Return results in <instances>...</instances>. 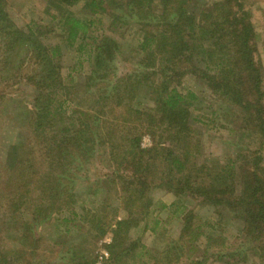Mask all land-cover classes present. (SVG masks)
Wrapping results in <instances>:
<instances>
[{
    "label": "trees",
    "instance_id": "obj_1",
    "mask_svg": "<svg viewBox=\"0 0 264 264\" xmlns=\"http://www.w3.org/2000/svg\"><path fill=\"white\" fill-rule=\"evenodd\" d=\"M9 1L0 0V92L9 86L11 96H15L16 86L25 85L32 98L30 108L19 105L16 113L18 118H25L30 133L24 142L16 144L13 163L5 165L1 206L5 207L7 200L13 203L10 209H15L25 204L30 193L39 192L42 199L35 225L67 212V218L59 219L60 226L71 234L72 227H81H69V222L84 215L81 219L91 225L88 233L96 232V242L112 223L105 220L101 210L76 213L80 198H74L79 195V169L96 155L105 156L114 168V177L120 170L129 174V181L120 190L125 216L117 221L108 246L110 264H128L131 260L127 257L135 256L140 257L139 264L146 256V264L150 259L152 264L179 262L178 249L186 238H179L175 246L154 247L156 254L131 238L142 224L145 231L160 235L163 219L151 217L157 210L152 209L156 188L177 199L170 206L162 204L160 212L181 213V233L194 239L204 234L189 233L195 215L182 203L181 196L187 194L215 208L220 222L231 218L241 222L244 229L238 255L245 250L258 264H264L263 158L239 155L226 165L213 167L199 163L192 109L200 97L178 88L184 77L198 78L218 100L240 108L242 126L251 131L254 128V134L264 142V80L255 57L252 13L245 4L240 0H44L48 19L21 26L10 20ZM202 2L206 5L200 15L192 14L191 7ZM97 24L109 34H99L96 29L89 33ZM134 25L140 30L139 42L123 49L119 39ZM48 35H56L61 41L44 43L43 37ZM77 44L80 53H90L91 68L83 75L84 64L79 63L69 68V79H65L62 58ZM125 55L131 67L120 75L117 60ZM6 96L0 93L2 105ZM219 110L223 111L222 105ZM142 125L155 140L149 149L141 147ZM252 160L253 171L245 173ZM239 169L245 173L241 191L234 184L235 180L238 184ZM33 226L19 237L25 253L13 252L8 237L0 235V264H96L94 252L83 244L71 251L75 246L62 241L64 231L59 229V243L48 247L51 256L56 254L57 258L51 260L43 249L41 232ZM233 256L228 252L219 260Z\"/></svg>",
    "mask_w": 264,
    "mask_h": 264
},
{
    "label": "rangeland",
    "instance_id": "obj_2",
    "mask_svg": "<svg viewBox=\"0 0 264 264\" xmlns=\"http://www.w3.org/2000/svg\"><path fill=\"white\" fill-rule=\"evenodd\" d=\"M214 1L216 0H210L208 3ZM240 2L245 4L246 9L250 10L252 13L251 22L255 30V38L253 41L256 50L255 57L262 66L261 74L264 80V0H240ZM205 5L206 4L202 2L199 6L191 7L192 14L197 16L200 15ZM156 6L159 7L157 9H160L158 4ZM46 7V2L44 0H10L8 7L10 20L23 26L31 20L40 21L41 18L48 19ZM95 29L99 34H109L107 28H104L101 24H97L96 28H91L89 33L95 31ZM48 36L49 38L43 37L44 43L48 44L50 39H52L53 42L61 41L56 35ZM139 38L140 30L134 25L127 30L124 37L119 39V41L123 49H125L127 45H129V47L137 45ZM88 53H80L78 44L67 49L62 58V70L65 79H69V68L79 66V63L84 64L83 75L88 73L91 68L90 65H88V61H91ZM134 55H138L137 51ZM126 56L127 55L122 56V58L117 60L118 73L120 75H124L131 67V62L124 60ZM90 57L92 58V56ZM196 60L201 62L197 58ZM201 65L205 67V64ZM11 67L13 68L12 65ZM262 87L264 90V83ZM4 88L5 89L0 92L1 94L5 93L7 95L4 104L2 105L0 103V182L6 177L4 173L6 163H13L11 159L15 158V154H17V150L15 149L16 144L18 142H24L30 133V129L27 128L26 123H24L25 118H18L16 113L20 111L19 105L30 108L29 102L32 98L30 90H28L25 85L18 84L16 86L17 94L15 96H11L10 94L12 88L9 86ZM178 88L185 94L187 92L186 90L194 91L200 97L199 101H195L196 106L192 109L194 118L192 125L196 132V137L194 139L196 145L195 151H197L196 155L199 158V163L207 164L208 167L226 165L229 160L236 159L240 155V157L242 156L243 158L247 156L261 157V159L263 158L262 165H264L263 139L254 134V128H252L253 130L251 131L249 128H244L242 126L240 108L231 107L226 101L218 100L220 98L214 97L210 89H208L201 80L191 75L184 77ZM11 100H14V102ZM20 101L26 103L19 104ZM153 104L154 102L149 105L152 107ZM143 105L141 106L144 108L145 106ZM149 105H147V107ZM219 105L223 107L222 112H220V110L217 111ZM245 117L248 118L249 116L246 115ZM139 131L140 135H142L141 147L144 149L153 147L155 145V140L151 132L147 130V127L145 126L144 128L142 125ZM158 133L170 142V139L165 137L164 133L160 131H158ZM158 137L160 138V135H158ZM254 164L255 162L252 160L250 167L246 168L248 171L245 173L249 171L252 172ZM113 173L114 168H111L105 156L102 158V156L98 155L85 164L82 169H79V178L76 182V186L79 188V195L74 199H80L76 200V213L83 215L87 213V210H101L100 213H103L105 220L112 223L107 232L96 242L94 239L98 237L96 236V232L93 231L88 233L91 225L87 222H83V219H81L84 215L79 216L75 222H69V227H71V225H78L81 227V229L72 227L71 229L73 231L71 234L65 233L64 226H60L59 219L67 218V216L70 215L67 212H65L64 215H55L54 218H51L47 223L39 225L40 227L35 225L34 218L35 214H37L36 210L37 207L41 205L42 199V194H39V192L30 193L28 198H25L26 201L24 205L19 204L12 210L10 209V204H13L11 201L6 200V204H4L6 205L5 207L0 204L1 237H8L7 241H9V245H11L10 249L13 252L19 251L20 253H25V248L19 243V237L22 233L24 234L26 232L28 227L34 225V230L41 232V236L44 240L43 249L47 252L46 255H49L51 260H56V254L51 256L50 248L48 247L59 243V233L57 232V229H59L64 231L63 237L65 240L62 241L64 243L69 242L71 246H75L71 251H76L75 248L83 244L82 246L94 252L97 259L96 264H110L109 261H111L112 255L110 254L108 246L113 242V230L116 228L117 221H120L125 216V211L122 209L124 198L123 200L120 199V190L123 188L121 185L129 181L128 171L120 170L117 172L118 174L116 177H114ZM245 173L241 169L238 170L239 177H237V182L239 185L236 184V180L234 181L238 191H241V186L244 184L243 177ZM124 176L125 179L121 181ZM6 191L7 189L4 190V193L8 195V191ZM181 198L183 205L195 215L194 225H190L189 233L191 234L193 232V236H196L197 233L201 231L204 233L202 237L194 239L188 237L183 232L181 233V229L184 226L181 213L178 212L174 214L171 212L165 215V213L160 212L162 204L170 206L174 202L176 203L177 199L172 193H169L165 189L156 188L152 192V200L154 199L155 202L152 209L157 210L153 211L154 214L151 217L152 219L156 217L163 219V223L159 224L160 227L162 226L159 229L161 233L159 236H156L157 234L154 235L150 231H145V225L142 224L141 227L134 229V232L131 233L132 240L137 242L138 245H140V243L141 245H146L149 252L156 254L157 252L154 247L161 249L162 247H166L167 244L175 246L179 238H186L185 243H180L182 248L178 249V254L180 255L179 262L172 264H227V261H229V264H234L236 261H239V264H258V260L254 258L253 254L245 252V250L243 254L238 255V251L240 250L239 244L242 242V232L244 229V225H242L241 222L234 218L220 222L215 208L207 204H201L200 201L187 194L182 195ZM115 208L118 209V211H114ZM102 209L106 211L102 212ZM92 216L93 215H90L88 218L91 219ZM6 219L8 220L5 221ZM71 220H73V217ZM81 251L83 250L81 249ZM228 252L229 255L235 256L226 260H219L222 254L228 255ZM43 255L46 256L45 253ZM139 258L140 257L136 256L127 257V260H131L127 262L128 264H139ZM148 258L149 257L146 256L142 264H146ZM148 264H152L151 259Z\"/></svg>",
    "mask_w": 264,
    "mask_h": 264
}]
</instances>
